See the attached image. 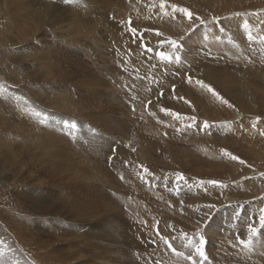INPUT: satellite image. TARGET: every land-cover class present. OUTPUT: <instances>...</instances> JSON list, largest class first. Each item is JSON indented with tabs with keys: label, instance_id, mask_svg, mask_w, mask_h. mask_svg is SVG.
<instances>
[{
	"label": "rangeland",
	"instance_id": "obj_1",
	"mask_svg": "<svg viewBox=\"0 0 264 264\" xmlns=\"http://www.w3.org/2000/svg\"><path fill=\"white\" fill-rule=\"evenodd\" d=\"M31 1L24 37L0 26V155L13 153L0 158V237L14 249L0 264H264L247 232L264 215V39L252 43L264 37V0ZM230 3L235 13L216 14ZM14 5L0 0V22ZM235 29L244 44L226 34ZM139 79L155 91L139 94ZM20 119L38 136L63 128L97 144L48 154Z\"/></svg>",
	"mask_w": 264,
	"mask_h": 264
},
{
	"label": "bare ground",
	"instance_id": "obj_2",
	"mask_svg": "<svg viewBox=\"0 0 264 264\" xmlns=\"http://www.w3.org/2000/svg\"><path fill=\"white\" fill-rule=\"evenodd\" d=\"M42 1H44V2H47V4L49 5V6H59V4H58V2L57 3H54V2H51V1H48V0H42ZM217 1H219V0H217ZM32 1L31 0H14V3H15V7H14V9H13V12L11 13V16H10V18L8 19V21L7 20H5L4 22L2 21V22H0V26H2V27H4V25L5 26H7V28L8 29H10V31H12L11 30V28L12 29H15V31L13 32L15 35H17L18 37L17 38H19V36L22 38V37H24L25 36V33L27 32V31H29L28 30V24L26 23V16L30 13V10H29V5H30V3H31ZM64 2V1H63ZM69 2V1H68ZM227 2V1H226ZM230 2V1H229ZM60 3V2H59ZM63 6H64V4H63ZM222 8H219V10L220 11H218V13H216V14H219L220 16L222 15L221 13L223 12V13H225L226 11H227V13L226 14H231V13H235V12H233V11H235V9H237L238 7H236L235 6V4H232V3H230V4H225V5H223V6H221ZM262 7H264V4H262ZM51 8H49V7H44V10H50ZM207 9H209L208 10V12H211V13H213L212 15H215V11H214V9H212L211 7H209V8H207ZM259 9V8H258ZM225 11V12H224ZM233 17V16H232ZM238 18V17H237ZM242 18V17H241ZM230 19V18H229ZM228 19V20H229ZM252 19H254V18H252ZM220 20V19H219ZM227 20V21H228ZM258 20V19H257ZM240 21V20H239ZM248 21L250 22V20L248 19ZM247 21V22H248ZM226 22V21H225ZM235 22V21H234ZM233 22V23H234ZM248 22V23H249ZM5 23V24H4ZM218 24V23H217ZM220 25L222 24V23H219ZM228 24H230V23H228ZM231 24H232V21H231ZM230 24V25H231ZM239 24V23H238ZM11 25V27H9ZM229 25V26H230ZM235 25V24H234ZM234 25H233V27H234ZM245 25V24H244ZM258 27H263V29L262 28H259V29H262L261 31H262V34H264V23H261V22H259V24H258ZM207 28V27H206ZM210 28V27H209ZM224 28V27H223ZM249 28V27H248ZM231 29V28H230ZM238 29V28H237ZM246 29V28H245ZM258 29V28H257ZM232 30V29H231ZM246 31V30H245ZM12 32H10V33H12ZM169 33V32H168ZM245 33V32H244ZM243 33V34H244ZM252 33H253V31H252ZM260 33V32H259ZM226 34H228V36L230 35V37L235 41V42H237V43H239V44H244V41H243V38H241V36H239L238 34H237V30L235 29V30H233V34H231L230 33V31H229V33L228 32H226ZM225 34V35H226ZM240 34H241V32H240ZM256 35H259V34H256ZM255 35V36H256ZM10 36V35H9ZM227 36V35H226ZM243 36V35H242ZM206 37V36H205ZM226 38V37H225ZM261 39H264V37H263V35L260 37V38H258V36H257V38H255L253 41H252V43H257L258 42V44H259V42H261ZM197 40V39H196ZM223 40V39H222ZM229 40H231L230 38H229ZM232 40V41H233ZM260 40V41H259ZM257 41V42H256ZM4 41H3V39H2V37L0 36V45L3 43ZM231 42V41H230ZM249 42V41H248ZM263 42V41H262ZM202 43V42H201ZM200 44V43H199ZM208 44V43H207ZM3 46V45H2ZM2 46L0 47V52H2V50H3V48H2ZM203 46V45H202ZM192 47V46H191ZM196 47V46H195ZM203 48V47H202ZM244 48V47H243ZM192 49V48H191ZM213 49V48H212ZM234 53L233 54H235L236 55V52L235 51H233ZM231 53V52H230ZM5 54V53H4ZM4 54H3V52L2 53H0V57H2V56H4ZM211 54V53H210ZM214 54V53H213ZM218 56V55H217ZM13 59V58H12ZM11 59V60H12ZM204 60V59H203ZM1 63V62H0ZM4 64V63H3ZM2 65V64H1ZM0 65V66H1ZM2 67V66H1ZM3 68V67H2ZM2 71V70H1ZM0 71V72H1ZM4 72V71H3ZM7 72V71H6ZM19 74V73H18ZM9 75V74H8ZM140 77H142V76H140ZM146 77V76H145ZM142 78H144V77H142ZM147 78V77H146ZM145 79V78H144ZM170 79V78H169ZM133 80V79H132ZM146 80H148V79H145V81ZM139 81V84H140V87H142L139 91V94H141L142 93V91L144 92V90L145 91H148L149 92V90H150V88H152V87H149V86H151V84H150V80L149 81H147V82H149V84H147L146 82L144 83V82H141V79H139L138 80ZM177 84V83H176ZM137 85V84H136ZM2 86V85H1ZM173 86V85H172ZM153 90H154V88H152ZM168 89V88H167ZM2 90H4L2 87H0V91L2 92ZM111 91V90H110ZM155 91V90H154ZM254 92H256V91H258V90H253ZM136 92V91H135ZM150 92H151V90H150ZM263 94H264V91L262 90L261 91ZM111 93V92H110ZM150 94V93H149ZM149 94H147V95H149ZM258 95V92H256V96ZM1 96V95H0ZM114 97V96H113ZM3 98V97H2ZM64 100V99H63ZM131 100V99H130ZM30 101V100H29ZM263 101H264V99H263ZM12 102V101H11ZM8 103V102H7ZM10 103V102H9ZM11 104V103H10ZM31 104V103H30ZM1 105H5V104H2L1 103ZM61 105L63 106V108H66V109H64V110H69L70 111V109L72 108L73 109V104L72 103H69V102H63V103H61ZM5 106H7L6 108L8 109V111L9 112H7V113H10V111H14L13 110V107L11 106V105H5ZM75 106V105H74ZM1 107H3V106H1ZM0 107V108H1ZM78 107V106H77ZM71 109V110H72ZM1 110V109H0ZM30 111V110H29ZM82 111V110H81ZM86 111V110H85ZM3 112V111H2ZM68 112V111H67ZM72 112V111H71ZM4 113V112H3ZM5 113H6V111H5ZM12 113V112H11ZM75 113V112H74ZM14 114V113H13ZM77 114H78V112H77ZM1 115V114H0ZM11 115V114H10ZM15 115V114H14ZM19 115H21V114H19ZM18 115V116H19ZM3 115H1V117H2ZM17 116V117H18ZM98 116V115H97ZM11 117H13V116H11ZM15 117H16V115H15ZM21 117V116H20ZM19 117V118H20ZM24 117V116H23ZM2 118H4V117H2ZM2 118H0V124L1 125H3L2 123H3V120L4 119H2ZM14 118V117H13ZM75 118V117H74ZM9 119H11V118H9ZM23 119V118H22ZM22 119H20V123H21V125L20 126H22V130L23 129H25V136H27L28 137V139L30 140V142L36 147V149H38V148H43L44 150H45V152L46 153H48V154H50V152H55V151H58V150H60V153H63L64 151L63 150H66V151H69V152H71V153H73L71 156H73L74 154L76 155V152H74V151H76L75 149L78 147V146H80L81 147V144L84 142V143H86V141H87V137H83V136H78V134H77V136H75L74 134H73V136H72V133H70V132H68V131H66L65 129H63V128H57L56 129V131H55V133H51V132H48L47 133V131H45V133H43L42 132V136H38V129H36V128H33L32 130H30L31 129V126H30V124H31V122H30V124L29 123H26V122H24ZM32 119H34V118H32ZM138 120V119H137ZM31 121V120H30ZM8 123V122H7ZM76 123H78L79 125L77 126V129H76V124H75V131L76 132H80V130L83 128V126H84V124H83V122L82 123H80V122H76ZM15 124V123H14ZM40 124V123H39ZM38 124V125H39ZM39 127H42V126H39ZM48 127V126H47ZM111 127H112V125H111ZM114 127V126H113ZM90 128H93L92 126L90 127ZM109 128V127H108ZM18 129V128H17ZM16 129V130H17ZM45 129V128H44ZM43 129V130H44ZM53 129V128H52ZM89 129V128H88ZM42 130V131H43ZM48 130H50V129H48ZM71 130L72 131H74V128L72 129L71 128ZM107 130V129H106ZM110 130H112V129H110ZM38 131V132H37ZM86 131V130H85ZM118 131H120V129L118 130ZM123 131V130H122ZM21 132V131H20ZM85 133V132H84ZM89 133V132H88ZM97 133V132H96ZM105 133V132H104ZM120 133V132H119ZM126 133H129V132H124V133H122L121 135H120V139H122L124 136H125V134ZM4 134V133H3ZM56 134V135H55ZM83 134V133H82ZM118 134V133H117ZM134 134V133H133ZM133 134H132V136H133ZM135 134H139L138 132L137 133H135ZM68 136V135H70L71 137L70 138H73V139H68V138H66V141H64V143H62V139H64L63 137L64 136ZM104 135V134H103ZM127 135V134H126ZM94 136V135H93ZM108 136V135H107ZM117 136V135H116ZM96 138V137H95ZM115 138H117V137H115ZM124 139H125V137H124ZM136 139H138V138H136ZM62 140V141H61ZM123 140V139H122ZM139 140V139H138ZM10 141V140H9ZM127 141V140H126ZM4 142V141H3ZM128 142H129V139H128ZM1 143V142H0ZM25 143V142H24ZM62 143V144H61ZM87 143H89V144H97L95 141H93L92 140V138H91V140L89 139V141H87ZM132 143V142H131ZM3 144H5V143H3ZM134 144V143H133ZM157 143L156 142H153V144L152 145H149L150 147H148V149L150 148V150L152 149V148H154V146L156 145ZM99 145V144H98ZM138 143H137V146L136 147H138ZM146 145V144H145ZM158 145V144H157ZM88 147H86V148H84L85 150H87V149H90L89 148V145H87ZM91 146V145H90ZM132 146V145H131ZM141 146H143V144L141 145ZM57 147H59V149L57 148ZM83 147H85L84 145H83ZM95 147V146H94ZM135 147V146H134ZM8 148V147H7ZM92 148V147H91ZM129 148V147H128ZM132 148V147H131ZM0 149H2V148H0ZM12 149V148H11ZM74 151H73V150ZM7 149H5L4 151H5V154L4 153H2L1 155H0V158H6L5 160H3V161H5V163L8 161V158L9 159H13V153H11L10 155H9V153H8V151H6ZM40 150V149H39ZM127 150V149H126ZM131 150V149H130ZM147 150V149H146ZM2 151H3V149H2ZM13 151V150H12ZM79 151V150H78ZM88 151H91V150H88ZM132 151V150H131ZM142 150H140V152H141ZM123 152H124V150H123ZM126 152V151H125ZM1 153V152H0ZM128 153V152H127ZM148 153V152H147ZM3 154L5 155V156H3ZM52 154V153H51ZM145 154V153H144ZM149 154V153H148ZM89 155H91V154H89ZM123 155H124V153H123ZM147 155V154H146ZM126 156V155H125ZM70 157V156H69ZM68 157V158H69ZM145 157V156H144ZM130 159V158H129ZM55 160V159H54ZM89 160H90V157H89ZM142 160V159H141ZM2 161V162H3ZM12 162V161H11ZM79 162V161H78ZM88 161L86 160V159H82L79 163L83 166V164H84V166L85 167H87L88 166V164L86 165V163H87ZM14 163V162H13ZM138 164H139V162H138ZM1 165V167H2V164H0ZM15 165V164H14ZM21 165V164H20ZM62 165V164H61ZM75 164L73 163V166H74ZM120 165V164H119ZM91 166V165H90ZM93 169V168H92ZM76 170V169H75ZM135 170V169H134ZM86 171V170H85ZM82 172V171H81ZM92 172V171H91ZM137 172V171H136ZM97 173L98 174H100L98 171H97ZM96 174V173H95ZM94 175V174H93ZM125 176L127 175V174H124ZM134 175V174H133ZM127 177V176H126ZM131 178V177H130ZM109 180V179H108ZM110 182V181H109ZM108 181H105V183H109ZM0 184H1V181H0ZM108 185H110V186H112V183H109ZM94 189V188H93ZM123 189V188H122ZM1 192V191H0ZM1 194V193H0ZM4 194V193H3ZM8 194V193H7ZM5 196V195H4ZM7 198V197H6ZM227 199V198H226ZM12 201V200H11ZM14 202V201H13ZM30 202V201H29ZM30 203H32V202H30ZM34 203H35V201H34ZM40 204H41V206H40ZM39 204V206L42 208V209H47V208H49V207H52V206H50V205H47V204H45V203H40ZM14 205V204H13ZM20 205V204H19ZM26 205H28V204H26ZM9 206V205H8ZM22 206V205H21ZM34 207V206H33ZM27 208V207H26ZM25 208V209H26ZM37 209V208H36ZM35 209V210H36ZM261 209V208H260ZM11 210H14V209H11ZM10 210V211H11ZM19 210H21V209H19ZM257 210V209H256ZM255 210V211H256ZM33 212V211H32ZM39 212V211H38ZM24 213H26V212H24ZM31 213V212H30ZM34 214V213H33ZM20 215H22V214H20ZM258 215V214H257ZM18 216H19V214H18ZM31 216V215H30ZM264 216V215H263ZM244 217V216H243ZM246 217V216H245ZM19 218V217H18ZM37 218V217H36ZM40 218V217H39ZM247 218V217H246ZM23 219V218H22ZM30 219V218H29ZM243 220V219H242ZM245 220V219H244ZM31 221V220H30ZM30 221H28V222H30ZM254 221V220H253ZM51 223V222H50ZM32 224V223H31ZM40 224V223H39ZM26 225V224H25ZM247 225H250L251 227H254L255 225H256V227H254V228H256V234L255 235H252V236H254V238L255 237H257L258 239H260L261 240V244H263L264 243V226H262V225H260L259 226V224H255L254 222H252V221H250ZM13 226V225H12ZM28 226H29V224H28ZM30 227V226H29ZM42 227V226H41ZM25 228V227H24ZM35 228H37V227H35ZM34 228V229H35ZM39 228V227H38ZM72 230V229H71ZM247 232H249V229H247ZM34 233V232H33ZM14 235V234H13ZM1 236V235H0ZM32 237V236H31ZM16 240V239H15ZM252 240V239H251ZM27 241V239H20V237L19 238H17V240H16V242H17V244H18V246L19 247H21L22 248V244L23 245H25V247L23 248V250H25V251H29V252H31L33 255H35V259H38L39 261H41V260H43V261H45L44 259H43V257L44 256H41L40 255V253H38V252H32V251H30L29 249H26V247H28V241ZM15 242V241H14ZM8 244V243H7ZM10 245H12V244H9V245H7L6 246V244H5V242H4V240L0 237V262H5L6 261V259L7 258H9V257H11L12 255H14V249H12V247L10 246ZM18 247V248H19ZM16 251H17V249H16ZM80 251V250H79ZM18 253H19V250L17 251V255H18ZM81 254H82V252H80ZM24 254V253H23ZM78 255V254H77ZM29 256V255H28ZM80 256V255H79ZM87 256V255H86ZM18 257V256H17ZM29 257H31V256H29ZM81 257V256H80ZM84 257V256H83ZM25 258V257H24ZM13 259V258H12ZM12 259L10 258V261H12ZM34 259V258H33ZM69 259H70V257H69ZM77 259L79 260V258L77 257ZM81 259H84V258H82L81 257ZM257 259V258H256ZM25 261V260H24ZM73 261H75V260H73ZM80 261V260H79ZM9 262V261H8ZM58 262V261H57ZM60 262V261H59ZM59 262H58V264H59ZM25 263V262H24ZM29 263V262H28ZM33 263H35L34 261H33ZM69 263H70V261H69ZM47 264V263H46ZM57 264V263H56Z\"/></svg>",
	"mask_w": 264,
	"mask_h": 264
},
{
	"label": "snow or ice",
	"instance_id": "obj_3",
	"mask_svg": "<svg viewBox=\"0 0 264 264\" xmlns=\"http://www.w3.org/2000/svg\"><path fill=\"white\" fill-rule=\"evenodd\" d=\"M164 7H165L164 0H161L160 8L163 10ZM171 7H172L173 11H179V12H181L183 15L187 16L189 20L192 19V13H191L190 11H188V9H186V8H178L176 5H172ZM197 19H199V17H197ZM201 22H203V21H201ZM132 31H135V30L132 29ZM157 35H160V33H157ZM169 43L172 45V47H174V48H178V45H177L176 41H169ZM158 55L160 56V58H161L162 60H167V59H169V57H168L166 54H164V53H158ZM175 59H176L177 62L180 61V57H179V56H177ZM189 82H191V77H189ZM196 83H197L200 87H202V88H204V89H207L209 92H211L212 95H214V96L217 97V99H221V98L219 97V95H218V94H217V93H216V92H215V91H214L209 85L205 84L203 81H199V80H198V81H196ZM181 99H183V98H181ZM185 102L187 103V101H185ZM221 102H222V103H227V101H223V100H221ZM229 106H231V105H229ZM162 111H166V110H165V109H162ZM171 114H172V115H176L175 113H171ZM206 126H207V125H206ZM253 127H255V125H253ZM261 135H264V132H262ZM224 155H226V156H230V158H231L232 160H239L238 157H236V156H232L230 153H228V152H226V151H224ZM239 162L242 163V164L244 163L243 160H239ZM178 179H183V177H182V176H179ZM213 183H215V182H213ZM260 220H261V224H262V226H264V216H261V217H260ZM256 231H257L256 228L251 227V226L249 227V232H250L252 235H255V234H256ZM161 239H164V238L161 237ZM164 242H165L166 244H168L169 248H172V245L169 243L168 240L164 239ZM203 245H204V240L201 239V240H200V246L197 247L196 251H197V253H198L201 257H203L204 259H207V258L205 257V255H204ZM173 251L175 252V249H174V248H173ZM176 254H177V255H180V253H176ZM189 258H190V257H189Z\"/></svg>",
	"mask_w": 264,
	"mask_h": 264
}]
</instances>
